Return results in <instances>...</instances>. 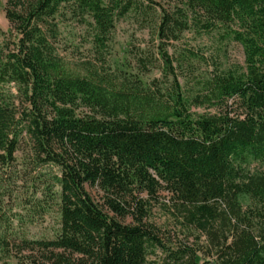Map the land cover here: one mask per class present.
Segmentation results:
<instances>
[{"label": "trees", "instance_id": "obj_1", "mask_svg": "<svg viewBox=\"0 0 264 264\" xmlns=\"http://www.w3.org/2000/svg\"><path fill=\"white\" fill-rule=\"evenodd\" d=\"M173 2L139 5L158 41L138 68L163 65V78L144 84L105 58L134 0H6L0 264H264V0ZM70 18L91 26L95 59L75 65L61 52ZM191 28L239 42L245 68L216 69L189 102L169 46ZM192 103L217 111L194 115ZM17 182L42 195L31 211L56 204L51 237L6 226L4 197ZM157 207L167 226L153 220Z\"/></svg>", "mask_w": 264, "mask_h": 264}, {"label": "rangeland", "instance_id": "obj_2", "mask_svg": "<svg viewBox=\"0 0 264 264\" xmlns=\"http://www.w3.org/2000/svg\"><path fill=\"white\" fill-rule=\"evenodd\" d=\"M5 2L0 0V28L6 30L8 21L5 17ZM135 8L116 21L112 41L105 55L107 67L112 70H122L133 78H138L144 84H149L153 79L163 78V65L158 62L148 73H142L137 65V58L143 53L155 51L157 39L152 37V26L149 19H145L140 12V4L157 8L174 7L171 0H134ZM64 20V19H63ZM59 47L63 55L72 63L80 64L89 59H95V47L92 40L91 26L80 24L75 19H66L59 25ZM169 52L175 59H179L181 66L178 77L186 99L191 102L196 95L204 93L203 82L216 70H242L245 68V56L242 45L226 36L222 30L212 32L200 31L191 28L184 32L179 41L172 42ZM175 65H178L175 62ZM194 115L211 114L217 111L215 106L208 104H191ZM18 169L24 174L23 169L28 164L25 155L17 153ZM30 185V184H28ZM26 183L17 182L12 185L4 197V211L6 226L30 238L51 237L58 227L59 213L56 204L44 203L48 210L41 214L40 210H32L40 192L31 196L27 191ZM89 191L98 198L95 189ZM35 199V200H34ZM32 201V203L30 202ZM36 201V202H35ZM42 202V201H40ZM29 211L32 213L30 214ZM12 215H16L13 218ZM11 218V219H10ZM153 220L158 224L167 226V217L158 207L153 211ZM12 225L8 224V220ZM130 221V220H128ZM2 254L3 252L0 251ZM0 254V255H1ZM11 264L16 263L14 257H9Z\"/></svg>", "mask_w": 264, "mask_h": 264}]
</instances>
